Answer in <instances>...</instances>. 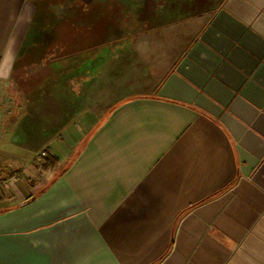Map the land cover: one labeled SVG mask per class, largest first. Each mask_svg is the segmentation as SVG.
Masks as SVG:
<instances>
[{
    "label": "crops",
    "instance_id": "1",
    "mask_svg": "<svg viewBox=\"0 0 264 264\" xmlns=\"http://www.w3.org/2000/svg\"><path fill=\"white\" fill-rule=\"evenodd\" d=\"M185 8L0 0V264H264V0Z\"/></svg>",
    "mask_w": 264,
    "mask_h": 264
},
{
    "label": "rangeland",
    "instance_id": "2",
    "mask_svg": "<svg viewBox=\"0 0 264 264\" xmlns=\"http://www.w3.org/2000/svg\"><path fill=\"white\" fill-rule=\"evenodd\" d=\"M173 2L175 4H180V3L184 4V8L189 7L188 9L185 8L186 11H184V12L180 11L179 14L176 13V17L174 18V20H180L178 22L181 23L182 21H188V20H189V22L193 21L192 19L198 14L196 6H198V5L200 7L202 5L211 6V5H215L219 2H221V0H173ZM160 34H164V31L160 32ZM158 35H159V33H158ZM9 110H11V108ZM5 112H7V110Z\"/></svg>",
    "mask_w": 264,
    "mask_h": 264
},
{
    "label": "trees",
    "instance_id": "3",
    "mask_svg": "<svg viewBox=\"0 0 264 264\" xmlns=\"http://www.w3.org/2000/svg\"><path fill=\"white\" fill-rule=\"evenodd\" d=\"M58 158L55 157V156H52V155H47L45 160H44V163L42 164V167L44 169H48L54 165H56L58 163Z\"/></svg>",
    "mask_w": 264,
    "mask_h": 264
},
{
    "label": "built area",
    "instance_id": "4",
    "mask_svg": "<svg viewBox=\"0 0 264 264\" xmlns=\"http://www.w3.org/2000/svg\"><path fill=\"white\" fill-rule=\"evenodd\" d=\"M16 179H17V177H13L12 179H9L7 182H9V183L11 182V183H12V182L15 181Z\"/></svg>",
    "mask_w": 264,
    "mask_h": 264
}]
</instances>
